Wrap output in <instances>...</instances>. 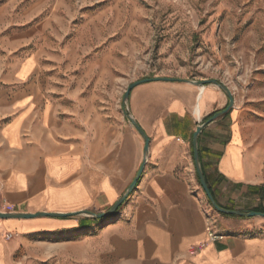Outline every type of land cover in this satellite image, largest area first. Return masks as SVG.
<instances>
[{
  "label": "crops",
  "instance_id": "obj_1",
  "mask_svg": "<svg viewBox=\"0 0 264 264\" xmlns=\"http://www.w3.org/2000/svg\"><path fill=\"white\" fill-rule=\"evenodd\" d=\"M31 34L14 30L0 43V206L72 216L5 219L0 237L82 233L72 264H264V217L217 211L197 171L194 134L227 107L222 90L142 83L116 119L92 126L90 111L44 92L37 55L17 54ZM128 111L150 139L148 157L134 192L103 220L94 215L127 192L144 163L145 139ZM198 148L221 207L264 210V120L234 107L203 128ZM209 226L224 237L211 239Z\"/></svg>",
  "mask_w": 264,
  "mask_h": 264
},
{
  "label": "rangeland",
  "instance_id": "obj_2",
  "mask_svg": "<svg viewBox=\"0 0 264 264\" xmlns=\"http://www.w3.org/2000/svg\"><path fill=\"white\" fill-rule=\"evenodd\" d=\"M0 18V43L31 28L17 54L37 55L44 92L90 111L92 126L147 79L217 80L233 108L264 120V0H0ZM80 234L4 231V264H72Z\"/></svg>",
  "mask_w": 264,
  "mask_h": 264
},
{
  "label": "water",
  "instance_id": "obj_3",
  "mask_svg": "<svg viewBox=\"0 0 264 264\" xmlns=\"http://www.w3.org/2000/svg\"><path fill=\"white\" fill-rule=\"evenodd\" d=\"M151 81L152 80L147 79V80H143V81H140V82H137V83H133L132 85H130V87L126 91L125 97H124L125 106L127 107L131 91L133 90L134 87H136L139 84L146 83V82H151ZM193 83H195V84H197L199 86H205V85H207L209 83H214L217 86H219L226 93L227 97L229 98V103H228L227 107L225 109L215 113L203 125L198 126V128H197V130H196V132L194 134V154H195V160H196V165H197V171H198V175H199L201 184H202V186H203V188H204L209 200L211 201L213 207L217 211H219L221 213H224V214H227V215L241 216V217H243V216H247V217L263 216L264 217V213L263 212H259V211H240V210H233V209H227V208L221 207L216 202L213 194L211 193V190H210V188L208 186L205 174L203 172V169H202L201 163H200V154H199V148H198V137H199L200 133L202 132L203 128L206 125H208L212 121L220 118L221 116L225 115L226 113H228L233 108V106H234V97H233L232 92L229 90V88L226 87L225 85L221 84L217 80H203V81L193 82ZM128 115L130 117V120L134 124V126L138 129L140 134L145 139L144 163L141 166V168L139 169V172H138L136 178L134 179V181L129 186L127 192L120 199H118V201L109 210L94 215L95 217H97L99 219H106V218L112 217V216L117 214V212L120 209V207L128 200V198L131 196V194L136 189L140 179L142 178L143 172H144V167H145V164H146V161H147V157H148L150 139L146 135L145 131L141 128V126L132 118V116H131L129 111H128ZM37 216L65 217V216H67V214L46 213V212H40V213H37V214H34V213H3V212H0V218H2V219H9V218H23V219H25V218H35Z\"/></svg>",
  "mask_w": 264,
  "mask_h": 264
},
{
  "label": "built area",
  "instance_id": "obj_4",
  "mask_svg": "<svg viewBox=\"0 0 264 264\" xmlns=\"http://www.w3.org/2000/svg\"><path fill=\"white\" fill-rule=\"evenodd\" d=\"M209 235L211 239H222L224 236L216 231L212 226H209Z\"/></svg>",
  "mask_w": 264,
  "mask_h": 264
},
{
  "label": "trees",
  "instance_id": "obj_5",
  "mask_svg": "<svg viewBox=\"0 0 264 264\" xmlns=\"http://www.w3.org/2000/svg\"><path fill=\"white\" fill-rule=\"evenodd\" d=\"M213 116V115H212ZM204 172V171H203ZM206 177V176H205ZM207 180V179H206ZM210 188V187H209ZM211 190V188H210ZM211 193L213 194L212 190H211ZM214 196V195H213ZM217 202V201H216ZM218 203V202H217ZM255 211H259V212H263L264 213V210H255ZM69 215L65 216V217H68ZM234 217H238V216H234Z\"/></svg>",
  "mask_w": 264,
  "mask_h": 264
}]
</instances>
